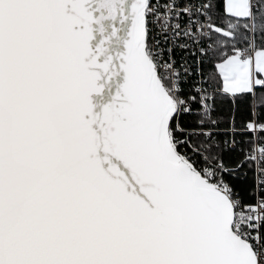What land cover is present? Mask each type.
<instances>
[{
    "label": "snow or ice",
    "instance_id": "6c2138e0",
    "mask_svg": "<svg viewBox=\"0 0 264 264\" xmlns=\"http://www.w3.org/2000/svg\"><path fill=\"white\" fill-rule=\"evenodd\" d=\"M0 264H264V0H0Z\"/></svg>",
    "mask_w": 264,
    "mask_h": 264
}]
</instances>
